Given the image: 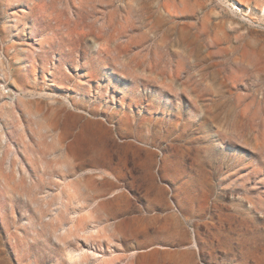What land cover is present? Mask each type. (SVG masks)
<instances>
[{"label":"rangeland","instance_id":"obj_1","mask_svg":"<svg viewBox=\"0 0 264 264\" xmlns=\"http://www.w3.org/2000/svg\"><path fill=\"white\" fill-rule=\"evenodd\" d=\"M0 264H264V0H0Z\"/></svg>","mask_w":264,"mask_h":264}]
</instances>
